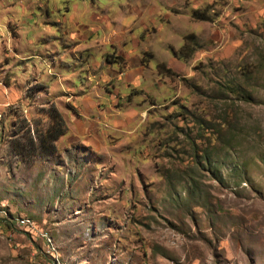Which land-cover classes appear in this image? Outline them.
Instances as JSON below:
<instances>
[{
    "label": "rangeland",
    "instance_id": "rangeland-1",
    "mask_svg": "<svg viewBox=\"0 0 264 264\" xmlns=\"http://www.w3.org/2000/svg\"><path fill=\"white\" fill-rule=\"evenodd\" d=\"M66 80L97 144L13 152ZM0 264H264V0H0Z\"/></svg>",
    "mask_w": 264,
    "mask_h": 264
},
{
    "label": "trees",
    "instance_id": "trees-1",
    "mask_svg": "<svg viewBox=\"0 0 264 264\" xmlns=\"http://www.w3.org/2000/svg\"><path fill=\"white\" fill-rule=\"evenodd\" d=\"M205 11L194 10L192 12V18L198 21L208 20L205 16ZM207 12V11H206ZM182 47L177 51H173V55L180 60L189 59L194 52L200 48V45L196 41V37L193 34L187 35L183 39ZM158 72L167 74L168 77L176 76L177 74L165 64L158 65ZM48 122L43 131L42 139L40 143L35 142V137L27 136L25 142L13 141L12 151L16 152L21 156H41L42 158H48L56 152L55 144L60 137H62L66 132V123L58 111L57 108L52 107L49 109ZM40 136V137H41Z\"/></svg>",
    "mask_w": 264,
    "mask_h": 264
},
{
    "label": "crops",
    "instance_id": "crops-1",
    "mask_svg": "<svg viewBox=\"0 0 264 264\" xmlns=\"http://www.w3.org/2000/svg\"><path fill=\"white\" fill-rule=\"evenodd\" d=\"M62 81V80H61ZM68 83H67V82ZM64 82H58V90H55L52 87L53 84L48 85V92L52 95L57 103L59 112L61 113L65 123L67 132L63 135L57 142V148L59 151L61 150L60 144L64 145V150L68 152L69 156H72V151L78 148H73L75 142H79L81 138L86 137V140L91 141V143L97 144V140L93 137V133L97 132L96 124L99 123V118H92L90 114L88 115L87 111L90 109H98V106L95 103H92L91 100H87V86H77L75 83H70L68 80ZM56 86V85H55ZM89 91V90H88ZM76 102L80 101L85 104V109H81L78 105L75 106ZM82 104V103H80ZM68 108L72 111L70 118L72 119V123H76L77 125L76 131L69 127L68 118L65 117L61 109ZM100 117V116H99ZM101 120V117H100ZM74 121V122H73ZM93 130V131H92ZM77 145V144H76ZM79 147V146H78ZM85 150H89L85 148ZM74 152V151H73ZM78 156V155H77ZM80 158V157H79ZM70 159V157H69ZM70 161V160H69Z\"/></svg>",
    "mask_w": 264,
    "mask_h": 264
},
{
    "label": "built area",
    "instance_id": "built-area-1",
    "mask_svg": "<svg viewBox=\"0 0 264 264\" xmlns=\"http://www.w3.org/2000/svg\"><path fill=\"white\" fill-rule=\"evenodd\" d=\"M20 224H22L23 226H29V221L25 220V219H21L20 221H18Z\"/></svg>",
    "mask_w": 264,
    "mask_h": 264
}]
</instances>
